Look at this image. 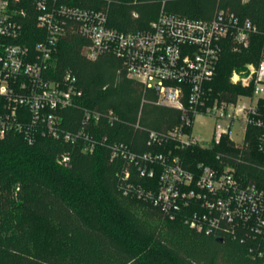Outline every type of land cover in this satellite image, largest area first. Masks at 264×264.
<instances>
[{"label":"trees","instance_id":"obj_1","mask_svg":"<svg viewBox=\"0 0 264 264\" xmlns=\"http://www.w3.org/2000/svg\"><path fill=\"white\" fill-rule=\"evenodd\" d=\"M60 2L104 11L108 26L123 33L147 30L161 11L207 21L222 10L249 20L258 33L250 37L246 49L234 51L230 40L222 42L215 76L208 85L212 100L235 101L247 93L228 79L233 71L257 64L264 49V0ZM42 36L29 19L19 42L32 49ZM86 45L83 38L67 33L52 59L49 77L59 80L70 71L82 92L80 107L61 113L63 128L77 130L83 108L102 115L111 111L117 123L109 127L101 119L95 125L98 137L127 143L137 154L170 150L189 169L198 163L219 170L229 166L242 183L264 190V156L257 151L256 130H247L241 146L226 137L207 148L147 146V131L164 133L179 126L181 113L157 105L155 91L128 79L114 56L86 59L82 54ZM64 152L71 154L67 167L58 163ZM127 165L110 159L107 147L86 154L81 144L73 147L40 136L32 145L16 134L0 139V264H264V244L198 233L180 215L169 219L149 202L123 196L116 173ZM130 172L135 185L155 187L156 180L138 179L132 168ZM259 251L261 257L256 255Z\"/></svg>","mask_w":264,"mask_h":264},{"label":"built area","instance_id":"obj_2","mask_svg":"<svg viewBox=\"0 0 264 264\" xmlns=\"http://www.w3.org/2000/svg\"><path fill=\"white\" fill-rule=\"evenodd\" d=\"M29 19L43 34L32 49L19 42ZM67 33L87 42L82 49L86 59L114 56L128 79L155 91L157 105L181 113L179 126L164 133L147 131V146L172 143L175 150L207 148L219 145L224 137L241 146L252 128L257 131V151L264 156V104L260 105L264 101V49L257 64H247L229 77L230 84L247 93L235 101L212 100L208 88L222 42L230 40L234 51L246 49L257 27L222 10L207 21L161 11L147 30L123 33L108 26L104 11L60 0H0V139L16 134L32 145L40 136L73 147L81 144L86 154L107 147L110 159L128 163L116 173L123 196L145 200L169 219L180 215L198 233L264 244V190L242 183L229 166L219 170L198 163L189 169L170 150L137 154L127 143L98 137L94 131L101 119L109 127L117 123L111 111L102 115L83 108L79 128H63L61 113L80 107L82 96L70 71L59 80L48 75L57 43ZM197 118L213 121L207 144L192 132ZM234 136H240V141ZM58 159L67 167L71 154L64 152ZM130 168L138 179L156 180L155 187L145 189L131 182ZM256 255L261 257L262 252Z\"/></svg>","mask_w":264,"mask_h":264},{"label":"rangeland","instance_id":"obj_3","mask_svg":"<svg viewBox=\"0 0 264 264\" xmlns=\"http://www.w3.org/2000/svg\"><path fill=\"white\" fill-rule=\"evenodd\" d=\"M229 82V79H228ZM213 129V121L210 118H197L193 125L192 132L195 136H199L202 143H208L211 139ZM240 136H234L236 142L240 141Z\"/></svg>","mask_w":264,"mask_h":264}]
</instances>
